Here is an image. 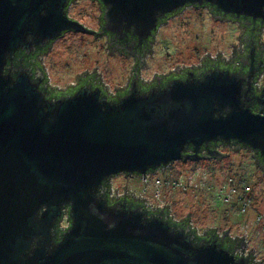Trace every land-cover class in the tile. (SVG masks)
Masks as SVG:
<instances>
[{
    "label": "water",
    "instance_id": "water-1",
    "mask_svg": "<svg viewBox=\"0 0 264 264\" xmlns=\"http://www.w3.org/2000/svg\"><path fill=\"white\" fill-rule=\"evenodd\" d=\"M99 1L107 31L144 37L165 13L203 0ZM206 1L264 20V0ZM68 3L0 0V264H247L215 239H195L188 225H171L163 210L109 204L101 186L119 172L195 159L202 144L219 140L264 157V115L243 103L246 80L214 68L142 92L132 83L116 100L91 84L46 97L42 69L11 60L65 30L88 31L67 16ZM187 146L193 153H183ZM65 205L71 223L54 243L50 228ZM234 238L242 255L243 235Z\"/></svg>",
    "mask_w": 264,
    "mask_h": 264
},
{
    "label": "rangeland",
    "instance_id": "rangeland-1",
    "mask_svg": "<svg viewBox=\"0 0 264 264\" xmlns=\"http://www.w3.org/2000/svg\"><path fill=\"white\" fill-rule=\"evenodd\" d=\"M69 14L87 25L92 26L95 23L93 18L96 10L89 2L82 1L72 5ZM165 28H168L166 33L176 40L175 43L164 40L156 43V48L158 46L160 48L157 53H160L164 60V62L161 60V64L164 63L165 70L194 61L207 51L212 54L221 51L227 54L230 46L236 43L238 34L236 25L218 22L211 19L204 10L196 8L184 11L170 21V24L164 26V31ZM262 34L264 36V32ZM113 56L106 50L103 42L101 44L91 36L68 33L52 44L42 62L47 79L55 88L62 89L78 75L91 72L98 77L101 76L102 81L110 91H113L122 81L119 70L123 65L116 56ZM161 58L157 54L154 60ZM220 151L227 155L219 159L193 162L174 161L163 171L154 173V178H159L164 173L166 175L163 176L164 179L177 178L175 182L179 185H175L174 188L160 187L158 197L154 196V188L150 186L146 197L153 207L169 203V208L177 220L186 217L190 212L188 222L200 234L215 228L221 232L219 235L221 236L222 231L228 228L226 234L231 239L243 235L245 242L243 250L246 253L252 252L256 261L264 262V233L261 230V226L264 225V175L252 165L251 154L254 152L250 148L239 147L235 151L229 146H224ZM112 183L119 192L123 191L124 185L125 189L136 192L141 189L139 178L125 177L123 173L114 176ZM230 189H235V195H232L234 197H231V202H223L220 194ZM239 196H247L253 200L250 201L246 212H237L235 201ZM257 215H261L262 218L259 223L255 221Z\"/></svg>",
    "mask_w": 264,
    "mask_h": 264
},
{
    "label": "flooded vegetation",
    "instance_id": "flooded-vegetation-1",
    "mask_svg": "<svg viewBox=\"0 0 264 264\" xmlns=\"http://www.w3.org/2000/svg\"><path fill=\"white\" fill-rule=\"evenodd\" d=\"M82 1L89 2L95 7L96 15L93 18L95 23L92 26L85 24L84 22L69 14L70 7ZM103 8L104 7L99 0H69V3L65 8L67 16L70 19L81 23L85 28L88 29V31H75L72 29L65 30L61 33V35L51 40L47 44H44L41 47H36L29 53L24 52L25 55L19 59L20 62L24 64L26 63L23 65L24 67H30L33 70L38 65L42 69L44 72V77L37 82L38 86L45 92L46 97L72 93L80 85L91 84L92 87H99L101 92L106 94L108 99L116 100L118 96H121L127 92L132 83H135L136 88L142 92L148 90L151 87L161 88L167 83L168 80L174 78H201L206 71L219 68L220 70H228L229 72L235 73L240 78L246 80L241 84L244 96L243 103L249 106L252 112L264 115V36L262 34L264 32V20H261L257 17L253 18L244 15H239L237 17L235 14L223 13L217 10L214 4L203 0L201 4L187 3L184 4L180 9L165 13L160 19H158L155 29H153L150 34H147L144 37H139L138 35L133 34L132 29L127 31L122 30L121 32L107 31L104 28V22L102 20ZM192 8L204 10L208 16L211 17V19H214L218 22H227L236 25L238 27L236 43L230 46L227 54H224L222 51L215 54L207 51L205 54L203 53L199 55L194 61H189L183 65H178L175 68L171 67L165 70L163 67L164 63L161 64L162 56L160 53H157L160 48L159 46L156 48V43L162 40L175 43L176 40L173 38V36L166 33V30H168L170 26L165 28V31L163 28L164 26L170 24V21L180 16L184 11ZM68 33H77L79 35L91 36L95 41H100L101 44L102 42L104 43V46L106 47V50H108L109 54H113V57L116 56V58H118L123 64L119 70L122 78L119 86L115 87L113 91H110L109 87L104 81H102L101 76L98 77L95 75V73L91 72L78 75L73 81H71L66 87L62 89H59L58 87L55 88L49 83L42 59L49 51L52 44ZM18 51H20V49H17L14 52L12 59L17 57ZM157 54H159L161 59L154 60ZM162 61L164 62V60ZM231 145L247 147L235 142L224 143L220 140L216 142H208L207 144H202L200 146L198 157L195 159H179L178 162H193L203 159L221 158L223 153L220 151V149L224 146ZM251 151L254 152V155L252 156V165L256 170H259L264 175V157L259 156L252 149ZM183 153H193L192 148L187 146ZM174 161L171 162L173 163ZM171 162L169 163L172 164ZM169 163L154 170H148L144 175L150 174L151 179L162 180L163 177L158 178L156 176L157 178H154L152 175L159 171H163L167 166L170 165ZM119 173H123L128 177H140V175L136 173ZM117 174L110 176L108 180L109 183L111 182L108 192L110 202L108 203L113 204L117 201H122L123 196H127L128 198L131 197L133 200L141 202L143 206H145L141 200L135 198L134 196L139 192H134L131 189H124L123 191L119 192L117 188L114 189L112 179ZM111 188L114 191L113 195L110 194ZM161 191L162 190L160 189V192ZM129 193H131L132 196H130ZM146 209L151 213H157L160 210H163L166 212L167 219L173 222H181L185 220L183 219L177 221V219L174 218L171 210H169V203L167 202L162 207L160 206L157 209ZM67 212L68 206L65 205L61 208V214L55 219L50 228L51 239L54 241V243H58L61 240L63 233L70 226L71 219L67 215ZM185 225L195 229L192 227L190 222H186ZM194 231L200 235L196 229ZM204 234L205 232L201 235ZM206 238L208 239L209 236Z\"/></svg>",
    "mask_w": 264,
    "mask_h": 264
},
{
    "label": "trees",
    "instance_id": "trees-1",
    "mask_svg": "<svg viewBox=\"0 0 264 264\" xmlns=\"http://www.w3.org/2000/svg\"><path fill=\"white\" fill-rule=\"evenodd\" d=\"M24 55H25L24 54V51H22V50L18 51L17 57L15 59H12L11 60V63L13 64V66H17V65H20V64H22V66L25 65L26 63L24 64V63H22V62L19 61V59L22 58ZM8 63H10V62H8ZM101 186L105 190V194H106V197H107L108 202H110V198H109V195H108L109 188H110V183L108 181L102 182V185ZM239 197H238V201L236 200L237 202L235 203V205L237 206V204H238V206L236 208L238 210L237 212L240 213V206H241L242 196H239ZM122 201H126L128 204H132V206H137L139 204L143 206V204L141 202L135 201L132 198H128L127 196H123ZM239 202H240V204H239ZM143 208L147 211V213H151L149 210H147L145 208V206H143ZM168 221H169V223L171 225H174V226H177V225H184V226H186L185 223L188 222L186 220H183L181 222H173V221H170V220H168ZM194 230L195 229H193L192 231H193V233L195 235V239H200V238H203V237L206 238L207 236H209L208 239H211V240L215 239L217 243L221 244V246L223 248L228 249V251L230 253L234 254L235 257H243L247 261V264H264V262H258V261H256L254 259V255L251 254V253H248L247 255H244V256L236 254L234 252V250L237 247H241V245H242L241 242L242 241L239 240V239H235V238L230 239V236L229 235H226L225 236L224 234H226V231L221 234V235H224V237H223V236H219L220 233L218 231H216L215 229H209V230H207L204 235H199Z\"/></svg>",
    "mask_w": 264,
    "mask_h": 264
},
{
    "label": "built area",
    "instance_id": "built-area-1",
    "mask_svg": "<svg viewBox=\"0 0 264 264\" xmlns=\"http://www.w3.org/2000/svg\"><path fill=\"white\" fill-rule=\"evenodd\" d=\"M175 180H177V179H162V180L161 179H158V180L153 179L152 180L150 174L140 175L139 182L141 184V189H140L139 193L137 195L135 194L134 196H135V198H138L139 200H143L145 207H148L149 209H156L160 206L162 207L163 205H158V206H154V207L151 206L147 197L145 196V193L150 188V186H152L154 188V196L158 197L160 187H162V186L174 187L175 185H179V183L175 182ZM246 190H248V188H246ZM113 192L114 191L111 188V193H113ZM234 193H235V189H230L229 191L227 190L226 192H222L220 194V198L223 202L228 203L229 201H231V197ZM129 195L132 196L131 193H129ZM249 206H250V199L247 196L242 197L241 206H240V213L246 212V210L248 209ZM261 219H262L261 215H257L255 218V221L257 223H259ZM261 230L264 233V225L261 226ZM247 254L248 253H246L245 250H242V256L247 255Z\"/></svg>",
    "mask_w": 264,
    "mask_h": 264
},
{
    "label": "bare ground",
    "instance_id": "bare-ground-1",
    "mask_svg": "<svg viewBox=\"0 0 264 264\" xmlns=\"http://www.w3.org/2000/svg\"><path fill=\"white\" fill-rule=\"evenodd\" d=\"M222 158V157H221ZM176 161H178V160H176ZM172 163V162H171ZM170 164V163H169ZM168 167V166H167ZM164 168V167H163ZM162 168V169H163ZM161 170V169H160ZM157 171H158V169H157ZM156 172V171H155ZM170 173V172H169ZM133 174V173H132ZM153 174V173H152ZM164 175H165V173H164ZM163 175V176H164ZM136 176H138V175H136ZM153 176V175H152ZM162 175H161V177H163ZM166 176V175H165ZM170 176V175H169ZM168 176V177H169ZM228 176H229V174H228ZM231 177H232V175H231ZM153 178V177H152ZM173 178V177H172ZM176 178V177H175ZM163 179V178H162ZM177 179V178H176ZM231 180H232V178H231ZM111 181V180H110ZM235 181V180H234ZM109 182V181H108ZM224 182H225V178H224ZM242 182V181H241ZM111 183V182H110ZM140 183V182H139ZM219 183V182H218ZM236 183V182H235ZM181 184V183H180ZM223 184V183H222ZM237 184V183H236ZM141 185V184H140ZM241 185V184H240ZM243 185V184H242ZM246 185V184H245ZM247 185H249V184H247ZM213 186V185H212ZM215 186V185H214ZM220 186V185H219ZM237 186V185H236ZM235 186V187H236ZM162 187H164V186H162ZM211 187V186H210ZM229 187H230V185H229ZM228 187V188H229ZM242 187V186H241ZM174 188V187H173ZM209 188V187H208ZM216 188V187H215ZM214 188V189H215ZM240 188V187H239ZM152 189V188H151ZM166 189H168V188H166ZM238 189V188H237ZM174 190V189H173ZM178 190H180V189H178ZM210 190V189H209ZM139 191V190H138ZM181 191V190H180ZM212 191H213V189H212ZM241 191H242V189H241ZM127 192V191H126ZM134 192H136V191H134ZM216 192V191H215ZM224 192V191H223ZM238 192V191H237ZM239 192H240V190H239ZM117 193V192H116ZM235 195V194H234ZM237 195V194H236ZM217 196V195H216ZM252 196V195H251ZM232 197H234V196H232ZM243 197V196H242ZM131 198V197H130ZM237 198V197H236ZM240 198V197H239ZM219 199V198H218ZM250 199V198H249ZM251 199H253V198H251ZM237 200V199H236ZM238 201V200H237ZM237 201H235V203L237 202ZM240 201V200H239ZM250 201H253V200H250ZM225 204V203H224ZM239 204H240V202H239ZM237 206H238V204H237ZM236 206V207H237ZM152 210V209H151ZM154 210V209H153ZM170 210V209H169ZM238 211V210H237ZM235 213H236V211H235ZM262 213V212H261ZM263 214V213H262ZM238 215L240 216V214L238 213ZM190 216V215H189ZM68 218V217H67ZM178 221V220H177ZM188 221H190V220H188ZM262 225V224H261ZM221 233V232H220ZM201 235V234H200ZM218 235V234H217Z\"/></svg>",
    "mask_w": 264,
    "mask_h": 264
}]
</instances>
